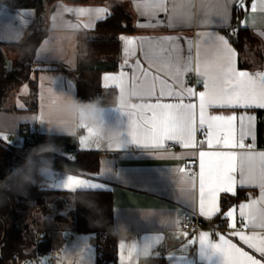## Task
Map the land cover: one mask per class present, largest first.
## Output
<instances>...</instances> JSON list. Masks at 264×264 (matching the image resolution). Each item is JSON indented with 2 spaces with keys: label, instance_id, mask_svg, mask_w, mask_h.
Masks as SVG:
<instances>
[{
  "label": "crops",
  "instance_id": "obj_1",
  "mask_svg": "<svg viewBox=\"0 0 264 264\" xmlns=\"http://www.w3.org/2000/svg\"><path fill=\"white\" fill-rule=\"evenodd\" d=\"M43 1L45 15L41 22L38 21L34 8L14 7L0 1V41L5 43L3 50L9 68L18 67L21 60V49L14 44L22 42L37 27L46 31L45 37L37 47L29 79L12 90L0 108V137L10 133L11 139L7 145L22 146L26 138L22 129L26 124L33 123L40 134L74 136L78 149L84 150L80 144L81 138L88 131L94 133L92 138L86 140L84 148L99 152L97 172L57 169L50 166L46 159H42L34 180L37 183L36 188L40 190L60 191L55 197L66 203L63 212L72 208L73 199L61 191H75L63 187L69 176L77 179L83 177L94 185L79 186L76 190L111 191L118 243L116 264H121V252L124 264H146L150 258L157 255L164 256L165 264H224L222 255L215 252L210 245L202 246L198 237L201 232H209L211 241L215 242L216 233L210 228L223 227L224 231L221 233L227 234L229 230L225 221L219 218L209 221L202 218L204 227L197 232L184 231L179 225L183 211L198 213L200 216L196 193L189 190L186 177L179 171L189 158L198 157V150L181 149L179 146L170 148V144L166 149H153L133 143L131 140L129 135L131 117L127 107L122 105L141 103L140 97L147 96L148 93H141L140 85H135L125 87L123 90L117 89V101L114 105L81 104L78 101L74 71L78 65L81 38L92 35L98 22L95 16L96 8H106L108 10L106 16L109 15V0ZM120 1L129 4L134 17L135 30L121 34L125 36L153 39L179 36L195 42L199 33H208L205 40L211 41L219 36L230 39L228 34L232 31L233 23L248 27L255 39L244 42L242 50H239L230 39L237 52L238 67L250 72L264 71V11L260 10V0H256L258 4L256 12L251 11L252 0H245L248 6L246 11L237 7L235 0H167L169 11H156L154 14H150L145 6L155 3L156 0ZM79 8L91 9L92 13L79 16L76 11H67ZM176 15L186 17L182 27L176 24L174 19ZM170 21L172 27L168 26ZM142 22L148 26L139 27ZM84 23H90L91 26L84 29L81 27ZM122 48L121 42L120 64L124 59ZM120 70L118 68L113 71H102L100 81L103 74H116ZM122 70L130 72L127 67ZM148 70L146 64L145 71ZM155 74L159 73L153 66L151 74L145 81V77L137 72V83L143 82L145 86H150L152 75ZM188 84L194 86L195 80H188ZM155 87L157 91L160 89L159 81ZM200 90L202 88H197V91ZM89 109L94 112L91 121L86 118ZM259 110L263 109L215 111L225 115L233 112L237 116L244 115L246 131L249 128L247 116L255 117L251 130L255 136L254 151L260 152L264 151V145L259 144L257 140ZM197 139H201L199 134ZM251 142L252 137H246L245 143ZM250 182H253L252 177L243 181ZM239 189L247 195H258V189L239 186L237 195ZM237 195L234 197L222 195V207L223 199L227 200V206L247 202L248 197L237 198ZM78 233L80 232L70 230L60 234L62 243L57 250L60 251L61 257L64 241ZM185 233L187 235H184ZM92 234L96 239L95 233ZM64 235L67 236L65 240ZM232 239L233 242L239 243L236 238ZM245 250L251 252L250 249ZM253 254L260 258L258 254ZM63 262L66 264L65 260Z\"/></svg>",
  "mask_w": 264,
  "mask_h": 264
},
{
  "label": "snow or ice",
  "instance_id": "obj_2",
  "mask_svg": "<svg viewBox=\"0 0 264 264\" xmlns=\"http://www.w3.org/2000/svg\"><path fill=\"white\" fill-rule=\"evenodd\" d=\"M235 4L242 11L247 10L245 0H235ZM145 7L150 14L169 11L167 0H156ZM250 7L252 12L257 11L256 0H252ZM259 7L264 11V0H260ZM67 11H76L79 16L92 13L85 8ZM107 13L104 7L96 8V20H104ZM174 19L182 27L186 17L176 15ZM90 26V23L81 25L84 29ZM138 26L148 25L142 22ZM168 26L172 27L171 21ZM207 36L208 33H199L193 42L179 36L153 39L121 35L118 37L123 43L124 59L118 66L121 70L116 74H103L101 85L120 90L140 85L141 93H148L140 97L141 103L122 105L127 107L131 117L129 135L133 143L153 149H166L172 144L181 149L198 150V157L189 158L179 171L186 177L189 190L196 193L201 218L208 221L219 218L226 222L229 230L227 234L217 232L215 242L210 239L211 233L201 232L198 237L201 245H210L220 253L224 264H264V151H254L251 124L255 117L247 116L249 128L246 131L244 115L215 111L264 109V71L240 69L230 39L219 36L206 41ZM146 64L148 71H145ZM153 66L159 74L152 75L150 86L143 82L138 84L137 72L147 81ZM124 67L130 72L123 71ZM191 76L195 77L194 86L188 84ZM157 81L161 85L158 91ZM197 88L202 90L197 91ZM197 134L201 139H197ZM93 136L94 133L88 131L81 138L82 149L88 150L84 148L86 140ZM248 136L253 142L245 143ZM0 138L7 139L6 136ZM189 165H194L198 171H192ZM248 177H252L253 182L243 183ZM84 185L94 187L83 177L69 176L63 187L76 190ZM238 186L258 189V195L246 194L247 202L222 207V195L236 196ZM233 237L239 243L233 242ZM121 264H124L122 252Z\"/></svg>",
  "mask_w": 264,
  "mask_h": 264
},
{
  "label": "trees",
  "instance_id": "obj_3",
  "mask_svg": "<svg viewBox=\"0 0 264 264\" xmlns=\"http://www.w3.org/2000/svg\"><path fill=\"white\" fill-rule=\"evenodd\" d=\"M0 1L14 7L34 8L38 21L44 18L43 0ZM109 5V15L97 22L91 36L81 38L74 71L81 104L109 106L117 101V89L103 87L100 75L102 71L119 68L121 41L118 37L133 32L135 26L127 2L109 0ZM231 29L228 35L239 50L244 42L255 39L248 27L233 23ZM45 35L46 31L37 27L22 42L14 44L21 49L16 68L8 67L3 50L5 43L0 41V108L12 90L29 79L37 47ZM258 116L257 140L264 145V109L258 111ZM42 159L54 168L71 172L94 173L99 168V152L79 150L74 136L39 133L26 137L22 146L0 141V163L6 164L12 174L9 184L0 181V264H25L30 257L58 249V235L70 230L95 233L96 264H116L118 243L111 191H61L73 199L72 208L63 212L66 203L55 197L60 191L40 190L32 185ZM244 196L246 193L239 189L237 198ZM227 204L223 199V207ZM146 264H165V258L157 255Z\"/></svg>",
  "mask_w": 264,
  "mask_h": 264
},
{
  "label": "built area",
  "instance_id": "obj_4",
  "mask_svg": "<svg viewBox=\"0 0 264 264\" xmlns=\"http://www.w3.org/2000/svg\"><path fill=\"white\" fill-rule=\"evenodd\" d=\"M189 81L195 80V78H189ZM23 134L25 137H32L34 135L39 134L35 124L33 123H28L26 124L23 129H22ZM7 137V139L0 138V141L4 144H8L10 139H11V134L6 133L4 137ZM170 148H174L175 145L170 144ZM72 153H75V150L72 151ZM191 167L192 171H196L197 167L194 165H189ZM33 186H37V183L35 180L32 182ZM180 228L184 231L187 232H197L201 230L203 226V219L198 215V213H193L191 211H183L181 213V218L179 222ZM211 231L214 233L217 232H222L224 231L223 227H217V226H212ZM25 264H64V262L61 261V253L59 250H50L48 253L43 254V255H37L35 257H30L26 260Z\"/></svg>",
  "mask_w": 264,
  "mask_h": 264
},
{
  "label": "rangeland",
  "instance_id": "obj_5",
  "mask_svg": "<svg viewBox=\"0 0 264 264\" xmlns=\"http://www.w3.org/2000/svg\"><path fill=\"white\" fill-rule=\"evenodd\" d=\"M67 239L64 235L63 240ZM61 235H58V246L61 245ZM95 238L92 233H78L67 241H64L61 247V261L66 264H96L95 263Z\"/></svg>",
  "mask_w": 264,
  "mask_h": 264
},
{
  "label": "water",
  "instance_id": "obj_6",
  "mask_svg": "<svg viewBox=\"0 0 264 264\" xmlns=\"http://www.w3.org/2000/svg\"><path fill=\"white\" fill-rule=\"evenodd\" d=\"M12 180V174L10 168L3 163H0V181L9 184Z\"/></svg>",
  "mask_w": 264,
  "mask_h": 264
},
{
  "label": "clouds",
  "instance_id": "obj_7",
  "mask_svg": "<svg viewBox=\"0 0 264 264\" xmlns=\"http://www.w3.org/2000/svg\"><path fill=\"white\" fill-rule=\"evenodd\" d=\"M89 121H91L94 118V112L89 109L87 112V117H86Z\"/></svg>",
  "mask_w": 264,
  "mask_h": 264
}]
</instances>
